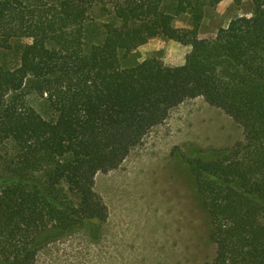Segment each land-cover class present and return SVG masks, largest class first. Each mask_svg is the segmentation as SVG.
<instances>
[{"label": "trees", "instance_id": "trees-1", "mask_svg": "<svg viewBox=\"0 0 264 264\" xmlns=\"http://www.w3.org/2000/svg\"><path fill=\"white\" fill-rule=\"evenodd\" d=\"M222 1L0 0V264H32L43 246L94 231L106 219L95 175L197 97L244 132L225 151H172L208 218V264H264V0L200 39L204 12ZM180 15L191 30L173 26ZM159 37L190 46L184 65L122 64Z\"/></svg>", "mask_w": 264, "mask_h": 264}, {"label": "rangeland", "instance_id": "rangeland-1", "mask_svg": "<svg viewBox=\"0 0 264 264\" xmlns=\"http://www.w3.org/2000/svg\"><path fill=\"white\" fill-rule=\"evenodd\" d=\"M224 0L207 9L197 29L200 39L214 38L235 18L250 16V0ZM188 15L175 16L173 26L191 30ZM190 46L163 37L148 40L122 64L146 60L182 66ZM28 104L44 118L47 103L36 95ZM244 132L230 116L202 97L185 100L152 128L123 162L98 172L93 190L106 208V219L92 232L78 229L39 249L32 264H208L216 254L206 213L194 192L186 166L172 151L212 153L231 149ZM73 201L76 200L73 198ZM93 229V228H91Z\"/></svg>", "mask_w": 264, "mask_h": 264}]
</instances>
